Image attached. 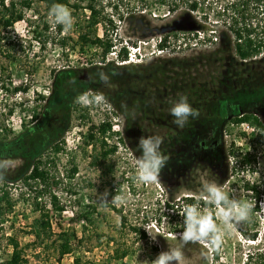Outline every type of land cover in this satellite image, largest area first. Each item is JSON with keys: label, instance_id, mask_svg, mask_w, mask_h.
I'll return each instance as SVG.
<instances>
[{"label": "rangeland", "instance_id": "rangeland-1", "mask_svg": "<svg viewBox=\"0 0 264 264\" xmlns=\"http://www.w3.org/2000/svg\"><path fill=\"white\" fill-rule=\"evenodd\" d=\"M98 1L109 12L114 4L118 6L116 13L112 11L116 28L112 31L103 24L98 27V34L103 36L106 29L107 39L115 44L104 62L100 46L83 51L76 47L78 20L73 17L70 29L58 31L41 3L34 8L43 20H34L31 10L26 17L32 20L19 21L1 33L0 141H11L22 134L26 155L0 159L3 184L14 201L13 209L0 225V264H8L12 239L18 242L25 264H77L76 259L78 264H153L159 253L181 247L180 264H262L264 136L258 138V130L249 122L246 128L229 120L228 113H238L239 109H227L220 102L219 118L226 119L221 131L229 154L228 177L221 180L222 166L213 175L208 167L198 165L180 179L173 194L174 200L184 196L206 199L204 186L215 182L228 192L230 200L236 198L254 205L248 220L225 225L216 218L215 205L198 204L201 211L212 214L222 234L218 259L213 257V247L207 241L182 246V212L168 210L165 205L170 191L158 180L143 184L136 178L139 140L149 135H159L164 140L167 134L172 139L181 130L169 115L172 102L181 94L188 96L199 114L208 113V94L219 87L217 79L228 68L229 59L235 58L232 47L211 32L206 34L205 43L189 40L187 36L192 34L180 29L186 21L179 20L183 10L166 16V7L159 0H147L151 20H118V13L126 16L144 7V0ZM208 1L210 4L195 15H206L208 20L197 21L213 27L223 1ZM259 19L257 22L264 25V18ZM148 27L152 33L142 36ZM174 32H178L179 40ZM162 36H168L163 48L158 46ZM10 40L15 41L14 49L8 44ZM120 40L126 47L129 45L127 50L131 45L138 46L137 59L124 62L111 54L118 52ZM7 49L15 55L14 61L2 53ZM62 70H74V76L60 73ZM101 73L108 77L107 82H101ZM3 80L7 81L5 88L1 87ZM97 96L104 99L97 101ZM10 108L13 112L7 115ZM248 110L261 113L258 103L251 104ZM106 122L111 124V130L100 133L99 127ZM55 144L63 150L56 152ZM113 145L115 152L102 158L103 151ZM232 150L240 155L229 153ZM29 152H38V158L47 162L49 186L42 194L36 192L41 188L36 189V181L25 179L36 160ZM245 153L251 162H243ZM251 185L256 190L247 187ZM51 194L57 196L61 210L53 209ZM37 203L50 212V235L36 223L40 214L35 208ZM114 208L121 210L125 220ZM251 231H257L255 240L244 235ZM122 248H128L129 254L116 259L115 251Z\"/></svg>", "mask_w": 264, "mask_h": 264}, {"label": "trees", "instance_id": "trees-1", "mask_svg": "<svg viewBox=\"0 0 264 264\" xmlns=\"http://www.w3.org/2000/svg\"><path fill=\"white\" fill-rule=\"evenodd\" d=\"M220 1H223V4L219 5V9L216 11L215 22L212 25L213 27H209L208 24L205 23L203 25L197 21L208 20L207 16L205 15L204 18L201 16L197 18L195 13L202 11L205 5L210 4V1L159 0V4L166 7V16L181 13L183 10L182 13L184 15H182L179 20L186 21H184V24L180 29L183 31L186 30L189 34H192L191 37H189V35L187 36L189 40L193 39L205 43L207 41L205 36L208 32H211L212 34L217 33L220 41L223 44H229L235 54V58L232 57L229 59L230 62H228V68H225L221 77L217 79L219 87L214 88V90L208 94L209 97L207 99L209 100V104L207 107H210L208 113L205 115L202 113L196 120H193L196 124L195 127L191 126L189 128V123L192 122V120L189 121L186 131H178L180 136L175 142L168 143L167 147H162V152L168 156L169 159L166 165L161 169L158 181L171 193L169 199L165 202L166 208L168 210L177 211L178 213H183L184 208L190 205L199 204L202 206H212L206 199L199 200L194 196H184L178 200H174V190L178 188L180 179H182V177L185 178L183 174L185 173L187 175L190 173L192 169V161L194 159L197 166L201 165L203 167H208L213 175H215L217 169L222 166L223 169L220 171V174H222L221 180L223 181L228 177L227 160L229 154L224 149L221 131L226 119L219 118L222 109L220 104L221 101L224 102L227 109L230 108L232 110L233 108H237L240 110L238 113H228L230 121L237 124L249 122L258 130V138L264 136V25L257 22L259 17V20L264 18V0ZM143 2H145L144 7H141L138 10H132L131 12H128L126 16L117 12L118 20H151L152 18L148 19L152 13L147 6L149 1L144 0ZM36 3H41L45 7L47 15H50V9L56 4L66 6L71 11L72 17L79 21L77 24L80 29L76 39V47H78L80 51H83L89 46H100L102 49L101 61H105L107 54L115 44H113L110 39H107L106 29L103 31V36H100L98 34V27L103 24L105 27L108 25L112 31L116 28V25L112 21L115 20L112 11L114 9V13H116V11H118V6L114 4L109 12L106 10L105 5L99 3L98 0H0V40L1 33L12 28L15 23L22 20H32L26 17L28 11L33 10L35 16L34 20H43L40 12L34 8ZM86 11H88V13H86ZM155 17L156 16H154V18ZM221 20L223 21V24H221ZM43 24L45 29H48L47 23L44 22ZM223 25L224 28H217L220 26L222 27ZM57 28L58 31H61L63 26L58 25ZM151 31V28L148 27L147 32L145 31L142 33V36L151 34ZM40 35L41 34H39V36ZM39 36L36 35L35 37ZM173 36L176 40L180 39L178 32H174ZM212 37H214V41L217 40L215 35ZM167 41L168 36L160 37L158 46L161 48L166 47ZM118 43L120 44L118 57L121 61H125L128 56L127 47L123 43V40H120ZM8 44L12 49H14V46L16 45L13 40L8 41ZM2 53L9 61H14L16 59L13 52L8 49L6 52L2 51ZM60 73L73 77L75 71L62 70ZM3 81L4 83L1 84V87L5 88L7 81L8 83H11L10 76L7 75V81ZM23 89L26 90L27 87H23ZM89 97L93 98L92 95H89ZM257 103L260 105V115L248 110L251 104ZM12 112V108L8 109L7 115H11ZM36 116L37 115H34L33 117L36 118ZM172 127L173 126L170 128L172 129ZM3 129L5 132H9L6 126H3ZM110 130L111 124L107 122L99 127L100 133H105ZM116 133L112 132V134ZM168 136L169 135L167 134L166 137ZM88 137L91 139L93 135L90 133L88 134ZM202 142H204V145H202ZM101 143L103 146L106 145L104 140ZM53 149L56 152L63 150L58 144H55ZM115 150V145L105 149L102 153V158H106L110 153L115 152ZM25 151L26 147L24 146L22 134L18 135L11 141H0V159L13 154L26 155ZM229 153L234 156L240 155L233 150ZM29 155L36 160L25 179L36 181L38 184L36 189L41 187L39 190H36V192L42 194L49 186L50 177L49 171L46 168L47 162L38 158V152H29ZM140 155L141 153H139V156ZM242 158L243 162H251V157L248 153H245ZM3 178L4 176L0 174V225L14 206V201L12 200L9 191L4 187L5 184H3ZM7 179L9 180V178ZM172 180H176L177 183H171ZM247 187L256 190V187L253 185ZM259 196L260 194H258V197ZM51 201L54 210L57 211L62 209L58 204L56 195L51 194ZM35 208L40 211V214L36 219L37 225L47 235H50L51 224L49 210H46L44 206L39 205V203L36 204ZM114 209L116 213L120 215V218L125 220L121 210ZM244 235L249 240H255L257 237V231L245 232ZM12 244L13 252L7 263L25 264V261L21 256L22 252L21 248H19L18 242L12 239ZM221 247L222 243H220L218 249L213 248L211 253L214 258L218 259ZM128 254L129 249L122 248L115 251L114 257L116 259H124ZM76 263H79L78 259H76ZM122 264L128 263L123 262ZM262 264H264V262Z\"/></svg>", "mask_w": 264, "mask_h": 264}, {"label": "clouds", "instance_id": "clouds-1", "mask_svg": "<svg viewBox=\"0 0 264 264\" xmlns=\"http://www.w3.org/2000/svg\"><path fill=\"white\" fill-rule=\"evenodd\" d=\"M50 16L54 25H62L66 30L73 25L71 11L64 5L56 4L50 9ZM101 82H107L108 77L100 74ZM81 99H86L82 97ZM103 96H97V101H102ZM169 115L173 118L172 123L183 129L190 120L199 117V111L189 102L187 95H179L172 102ZM163 138L159 135H149L139 140L141 155L136 161V178L143 184H150L158 180L161 169L168 162V156L161 151ZM204 193L209 204L215 205L218 218L225 225L239 224L248 220L253 204L233 198L229 199V194L224 188L213 182L204 186ZM184 230L180 234L179 240L182 246L188 243H198L207 241L211 247L218 249L221 243V232L212 214L203 212L198 205H190L184 208L183 213ZM183 252L179 249H168L158 254L153 264H180Z\"/></svg>", "mask_w": 264, "mask_h": 264}, {"label": "flooded vegetation", "instance_id": "flooded-vegetation-1", "mask_svg": "<svg viewBox=\"0 0 264 264\" xmlns=\"http://www.w3.org/2000/svg\"><path fill=\"white\" fill-rule=\"evenodd\" d=\"M190 121H191V120H190ZM191 126H192V127H193V126H194V127L196 126V124L193 122V120H192V122L189 123V128H190ZM187 127H188V125H186L185 128L181 129V131H186ZM194 129H195V128H194ZM178 131H180V130H178ZM178 131H177V132H178ZM176 135H178V136H176ZM176 135L173 136V139L170 138V135L168 136L169 139L165 136V138H164V140H163L164 142H163L162 146H163V147H167V144H168V143L175 142V141L178 139V137L180 136L179 132H178ZM202 145H204V142H202ZM195 167H197V165L195 164V159H194V160L192 161V169L195 168ZM192 169H191V170H192ZM190 172H191V171H190ZM189 174H190V173H189ZM189 174L186 175V174L184 173L183 176H184V177H187Z\"/></svg>", "mask_w": 264, "mask_h": 264}, {"label": "built area", "instance_id": "built-area-1", "mask_svg": "<svg viewBox=\"0 0 264 264\" xmlns=\"http://www.w3.org/2000/svg\"><path fill=\"white\" fill-rule=\"evenodd\" d=\"M159 41H160V38H159ZM127 47H129V45H127ZM137 49H138V46H133V45L130 46V48L128 50V53H127V55H128L127 56V60L128 61L129 60H134V59H137L138 58L137 54H139V50L137 51ZM133 51H134V53H132ZM118 52H119V50H118ZM118 52L116 53L115 51H113V52H111V54L112 55H115L116 58H119L118 57ZM127 60H125V61H127ZM242 125H246V128L249 127L246 122L242 123ZM250 129H254V127H251Z\"/></svg>", "mask_w": 264, "mask_h": 264}]
</instances>
